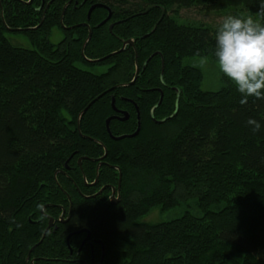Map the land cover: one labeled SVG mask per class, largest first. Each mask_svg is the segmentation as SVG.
Instances as JSON below:
<instances>
[{
    "label": "trees",
    "instance_id": "trees-1",
    "mask_svg": "<svg viewBox=\"0 0 264 264\" xmlns=\"http://www.w3.org/2000/svg\"><path fill=\"white\" fill-rule=\"evenodd\" d=\"M182 10L264 22L261 0H0V264H90L88 235L95 264H264V128L247 125H264V98L242 105L224 75L202 89L185 61L216 64L219 25L182 23ZM113 99L130 119L112 136L135 134L137 107V137L111 139ZM189 203L198 216L141 222Z\"/></svg>",
    "mask_w": 264,
    "mask_h": 264
},
{
    "label": "clouds",
    "instance_id": "clouds-1",
    "mask_svg": "<svg viewBox=\"0 0 264 264\" xmlns=\"http://www.w3.org/2000/svg\"><path fill=\"white\" fill-rule=\"evenodd\" d=\"M261 10L264 19V0H261ZM214 40L215 63L236 85L241 94L240 103L246 104L249 97L264 98V22L251 15H228L216 29ZM247 125L253 133L264 128L252 118Z\"/></svg>",
    "mask_w": 264,
    "mask_h": 264
},
{
    "label": "rangeland",
    "instance_id": "rangeland-1",
    "mask_svg": "<svg viewBox=\"0 0 264 264\" xmlns=\"http://www.w3.org/2000/svg\"><path fill=\"white\" fill-rule=\"evenodd\" d=\"M174 15V14H172ZM230 14H223L218 12H205L200 10H182L178 13V19L182 23L186 22H194V23H202L205 25H220L222 23V20L224 17L228 16ZM8 38H10L14 44L27 48V49H33L29 41L25 36L19 35H8ZM64 34L59 29H55L52 33V36L50 38V41L53 44H59L64 39ZM186 65H190L193 67L200 68L205 75V80L202 85V89L207 92H216L221 88L220 79L223 75L216 64L211 63L209 60H201V59H195V60H186ZM203 65V66H201ZM82 69L94 73V74H102L107 71L108 67L104 66H80ZM136 108V107H135ZM186 213H191L194 216L199 215V211L194 203H189L188 206H184L181 208H177L170 212H161L159 209L153 210L149 215L143 217L141 219V222L148 223V224H158V223H164L169 222L174 219L181 218ZM85 241L82 245H84Z\"/></svg>",
    "mask_w": 264,
    "mask_h": 264
},
{
    "label": "water",
    "instance_id": "water-1",
    "mask_svg": "<svg viewBox=\"0 0 264 264\" xmlns=\"http://www.w3.org/2000/svg\"><path fill=\"white\" fill-rule=\"evenodd\" d=\"M87 1H88V0H85V2H87ZM97 8H102V6H93V7H91V9H90V11H89V13H88V20H90L92 13H93L94 10H96ZM108 11H109V16L107 17V19H106L105 21H103V22L98 26L99 28L103 27L104 25H106V24L109 22V20H110L112 14H111V11H110V10H108ZM112 29H113V26L110 27V30H111V31H112ZM91 35H92V33H90L89 40H90V38H91ZM128 45H130V46H134V41H127V42H124V45H123V49H122V51H124L125 48H126ZM138 75H139V71L137 70L136 78H135V80L131 83V85H133V84L135 83V81L137 80ZM112 108H113V110H114V112H115L116 114H121L124 118L111 117L110 119L107 120V123H106V124H107V130H108V132H109V134H110V136H111V139L114 140V141H122V140H125V139H133V138L137 137V136L139 135V133H140V131H141V127H142V125H141V121H140L139 109L136 107L137 112H138V128H137V131L135 132V134H133V135H131V136H122V137L115 138V137H113L112 134H111V130H110V122L113 121V120H115V119H118V120H120V121H122V122H126V121H128V120L130 119V114H129L128 112H121V111H118V110L115 108V100H114V99H113V101H112ZM80 162H81V161H80ZM99 168H100V165L98 166V170H99ZM120 179H121V175H120ZM97 182H98V180L96 181V183H97ZM113 197H114V196H113ZM62 220H63L62 222H64V218H62ZM53 223H54V220L51 219V220H50V223H49V227H50V228L52 227ZM89 237H90V236L88 235L86 241L89 240ZM86 241H85V242H86ZM81 248H82V247H81Z\"/></svg>",
    "mask_w": 264,
    "mask_h": 264
},
{
    "label": "flooded vegetation",
    "instance_id": "flooded-vegetation-1",
    "mask_svg": "<svg viewBox=\"0 0 264 264\" xmlns=\"http://www.w3.org/2000/svg\"><path fill=\"white\" fill-rule=\"evenodd\" d=\"M136 111H137V109H136ZM140 114V113H139ZM137 116H138V112H137ZM106 153H107V151H106ZM79 164H80V166H81V164H82V161L81 162H79ZM97 170H98V167H97ZM98 180V179H97ZM102 193H104V191H102ZM114 196V197H113ZM109 198H110V201H112L113 203L115 202V203H119V200H120V196H119V194H118V196H117V194H116V191L115 190H111V193H110V195H109ZM117 198V199H116ZM64 216H65V212H63L62 213V216H61V219H60V222H62L63 220H62V218H64ZM62 223H64V222H62ZM49 230H54L55 232L58 230V224L57 223H53V225H52V227L49 229ZM90 236V235H89ZM88 237V236H87ZM91 237V236H90ZM89 237V240L88 241H86V239H84L83 241H82V244H83V242L84 241H86L85 243H84V245H82L81 244V247L79 248V250H78V255L80 254V252H81V250L83 249V247L86 245V244H88L89 245V247L91 248V252H92V254H91V259H90V261H89V263L90 264H95V262H96V254H95V250H94V245L92 244V242H91V238ZM104 248L102 247V254H103V256H104V250H103ZM71 259L68 261V262H70V263H85V261L83 260V259H81V258H74V253H73V251L71 252Z\"/></svg>",
    "mask_w": 264,
    "mask_h": 264
},
{
    "label": "bare ground",
    "instance_id": "bare-ground-1",
    "mask_svg": "<svg viewBox=\"0 0 264 264\" xmlns=\"http://www.w3.org/2000/svg\"><path fill=\"white\" fill-rule=\"evenodd\" d=\"M80 161H82V159H81ZM97 183H98V182H97ZM97 183H96V184H97ZM119 188H120V187H119ZM49 229H50V227L48 226V230H49Z\"/></svg>",
    "mask_w": 264,
    "mask_h": 264
}]
</instances>
